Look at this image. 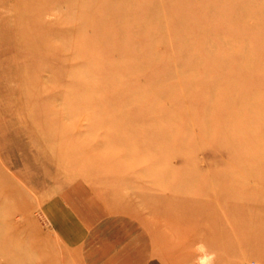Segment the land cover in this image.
I'll list each match as a JSON object with an SVG mask.
<instances>
[{
	"label": "rangeland",
	"instance_id": "obj_1",
	"mask_svg": "<svg viewBox=\"0 0 264 264\" xmlns=\"http://www.w3.org/2000/svg\"><path fill=\"white\" fill-rule=\"evenodd\" d=\"M106 2L0 0V264H96L100 256L106 264L108 250L133 241L172 264H193L201 241L215 264H264V132L234 135L237 146L223 152L204 133L216 112L205 101L211 59L224 54L227 33L212 39L210 58L201 48L205 17L172 22L190 0L167 17L156 13L168 6L161 0ZM150 4L151 19L141 11ZM230 67L223 63L222 74ZM184 74L195 81L182 85L191 95L156 100L158 91L175 93L164 81ZM82 80L93 90L81 103ZM137 95L147 103L130 108L135 116L116 137L114 120L96 112ZM95 97L99 107L87 103ZM258 118L249 120L264 127ZM122 142L136 154L117 149ZM225 158L222 169L206 166ZM86 199L95 210L77 213Z\"/></svg>",
	"mask_w": 264,
	"mask_h": 264
},
{
	"label": "bare ground",
	"instance_id": "obj_2",
	"mask_svg": "<svg viewBox=\"0 0 264 264\" xmlns=\"http://www.w3.org/2000/svg\"><path fill=\"white\" fill-rule=\"evenodd\" d=\"M83 1L84 5L90 4L94 6H102L107 3L106 0ZM133 1L140 2V4L146 2L155 3L156 1V4L158 3V0H124V3H132ZM161 2L163 5L168 6H163L161 14H159V10L157 9L156 13L160 17L163 15L167 17L174 12L175 9L173 6L176 8L178 6H183L182 0H161ZM190 2H185L184 5H190V7L183 10L181 12L182 15H179L180 17L175 18L174 16L172 22L174 25H176V22L177 24H184L185 22L192 20V17L200 19V21L201 17H205V19L208 20L207 24L210 27V30L205 32L206 35L203 36L202 43L200 40L198 41L199 44L201 43V48L204 50L202 54L212 58V53L216 49V45L212 39H216L218 32L220 34H222L223 31L227 33L226 47L225 49L223 48V50L221 48L223 52L225 51L224 54L222 53V57H220L221 61H218L217 58L216 60L215 58L211 59V61H213L212 67L214 66L215 77L211 81L210 94L205 95V101L216 109V114L214 113V116L212 117L213 120H210L208 123L209 126H205L204 133L206 136H211V139L216 143V148L213 149V152H215V150L216 152L219 150L223 152V150H231L237 146L236 144H232V138L234 135L241 137L248 132H264L263 126L259 125L258 122H252L249 120L254 115H257L259 117L258 119L261 118L264 122V0H235V2L233 0H190ZM151 5L152 4H150V6L148 5L150 7L149 9L146 7L145 10H141L143 12L145 11L143 15L150 17V19L156 14H154L155 11L152 9ZM131 9H129V11ZM122 14L123 12L118 13L116 11L115 15L112 17L118 18L121 17ZM143 15H140L139 17H142ZM126 17H128V15ZM121 18L124 19L123 16ZM224 20L227 21V25L223 24V26H221L220 23H217L218 21ZM98 34L101 35L100 33ZM178 48L180 49V47ZM183 50L184 48L178 50L179 54L177 53V57L182 58V55L184 54ZM195 56L196 54H194L192 58H195ZM223 63L230 64L231 66L227 73L223 72L224 74H222V70H220L223 67ZM203 69L207 71L206 64H203ZM194 82L195 81L191 80V78H187L186 74H184L183 77L178 75V78L173 76L172 79H169L166 82L164 81L163 84H170V86H172L170 88H174L175 93L167 95V93L158 91L156 100L160 101L162 98H164V100H168L169 98L174 101L179 98L186 99L191 93L185 91L182 85ZM199 83L200 85L206 86V83L208 82L200 80ZM81 86L84 87L85 91L84 94L81 95L83 97L80 99L82 103L84 102L85 95L88 93L89 88L90 91L93 89L91 88L92 85H89L86 80H82ZM118 86L122 85L115 84V87ZM144 96L145 98L143 95L131 96V98L119 99L117 104H108V106L104 107L102 111L99 109V111L96 112L99 117L98 119L100 120L103 117L106 119L105 122L114 120L113 124L115 127L113 126L112 134L116 135V137H122L123 132L119 130V124L121 125L126 122L128 118L131 119L135 116L133 113L134 111L130 110V108H134L141 102L147 103V100L144 99L148 98V95ZM102 101L101 98L95 97L89 99L87 103L92 105V107H99ZM138 116V120L141 118H143L141 120L150 119V116H141L140 113ZM171 116V114L164 116L165 121L169 120ZM158 128L162 129L163 127ZM51 129L57 130L58 128L53 126ZM125 134V136L130 137L129 132L126 131ZM238 146L241 147L242 145L238 143ZM117 149L124 151L125 154L128 152L129 154L132 153L135 155L136 153H134L133 150L137 148L132 143H123L119 144ZM99 158L100 157L97 159L99 160ZM111 160L110 157L107 158L105 169L110 170L113 168L110 164ZM225 162L229 163L227 158L220 163H207L206 166L212 165L213 168L217 167L222 169L224 168L223 163ZM96 164L100 165L98 163ZM226 165L231 167V162ZM259 167L262 168V166ZM244 172L251 173L253 177L258 176V173L261 174V172L256 171V169L249 172L245 169ZM180 177V173L177 174L179 180L178 183L181 181ZM228 180L232 181L233 179L231 177ZM214 183L217 184V181H214ZM228 192L223 193V196L225 197ZM175 193L177 194V191ZM230 193L231 192H229V194Z\"/></svg>",
	"mask_w": 264,
	"mask_h": 264
},
{
	"label": "crops",
	"instance_id": "obj_3",
	"mask_svg": "<svg viewBox=\"0 0 264 264\" xmlns=\"http://www.w3.org/2000/svg\"><path fill=\"white\" fill-rule=\"evenodd\" d=\"M88 200L89 199H86L82 204L74 205V209L77 213H79V209L83 215H86L87 211L95 210L92 206H90L91 204L88 202ZM95 212H99L98 214L101 213L98 209ZM112 247H114L115 250L117 245L113 244ZM122 248L116 251L108 250V253L113 252V254L109 255L106 264H115V262H117L116 264H172L171 259H168L166 256L162 255L160 253L161 251L156 249L154 245L151 246V244L143 245L142 243L140 244L139 241H135V243L133 241L132 244L128 246L125 245V247L123 246ZM107 252L105 251L106 254ZM100 258L103 257H98V259L95 260L96 264L97 262L101 264L100 262L102 260Z\"/></svg>",
	"mask_w": 264,
	"mask_h": 264
},
{
	"label": "clouds",
	"instance_id": "obj_4",
	"mask_svg": "<svg viewBox=\"0 0 264 264\" xmlns=\"http://www.w3.org/2000/svg\"><path fill=\"white\" fill-rule=\"evenodd\" d=\"M193 251L196 253L193 264H215L216 252L211 251L203 241L195 244Z\"/></svg>",
	"mask_w": 264,
	"mask_h": 264
}]
</instances>
